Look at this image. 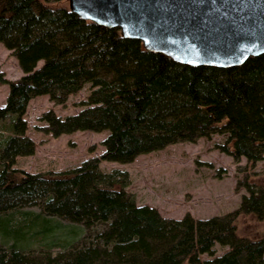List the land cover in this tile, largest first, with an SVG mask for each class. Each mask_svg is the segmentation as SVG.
Returning a JSON list of instances; mask_svg holds the SVG:
<instances>
[{
  "label": "trees",
  "instance_id": "16d2710c",
  "mask_svg": "<svg viewBox=\"0 0 264 264\" xmlns=\"http://www.w3.org/2000/svg\"><path fill=\"white\" fill-rule=\"evenodd\" d=\"M64 1L0 0V42L22 71L12 80L0 72L8 84L0 106V264L262 263L264 236L237 235L234 219L264 218V187L242 181L248 193L222 215L165 217L113 188L117 171H101L98 161L127 162L213 133L225 135L216 147L234 160L262 159L264 53L235 66H190L79 18ZM84 83L89 92L77 112L40 117L52 136L106 129L99 155L54 172L13 166L34 150L22 118L27 101L46 94L61 104ZM215 242L227 248L214 255Z\"/></svg>",
  "mask_w": 264,
  "mask_h": 264
},
{
  "label": "rangeland",
  "instance_id": "374dc122",
  "mask_svg": "<svg viewBox=\"0 0 264 264\" xmlns=\"http://www.w3.org/2000/svg\"><path fill=\"white\" fill-rule=\"evenodd\" d=\"M0 72L9 80L22 74L15 57L1 42ZM88 86L84 83L61 104L53 103L46 94L35 95L27 101L22 118L26 122L25 134L33 140L34 150L28 155H17L13 166L28 172H54L99 155L106 129L74 130L52 136L43 130L46 122L40 117L46 110L59 116L77 112L89 92ZM7 90L8 84L0 82V106L4 104ZM224 137V134L213 133L194 141L169 143L160 149L137 154L127 162L100 159L98 167L104 172L116 170L118 181L112 187H122L130 192L136 204L153 206L162 216L180 218L187 213L194 218H206L222 215L237 208L241 196L248 193L242 181L264 187V157L251 164L243 156L234 160L216 147ZM234 223L239 236L250 239L264 236V218L258 219L253 213H238ZM35 242L40 243V237ZM226 248L227 245L215 242L213 254L218 255ZM200 257L210 256L202 253ZM260 264H264V251Z\"/></svg>",
  "mask_w": 264,
  "mask_h": 264
},
{
  "label": "water",
  "instance_id": "95a60500",
  "mask_svg": "<svg viewBox=\"0 0 264 264\" xmlns=\"http://www.w3.org/2000/svg\"><path fill=\"white\" fill-rule=\"evenodd\" d=\"M146 50L190 66L229 67L264 53V0H67Z\"/></svg>",
  "mask_w": 264,
  "mask_h": 264
}]
</instances>
